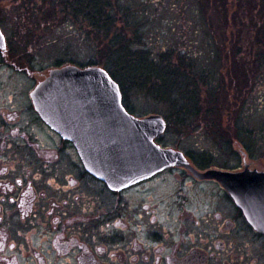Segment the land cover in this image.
Here are the masks:
<instances>
[{"label": "flooded vegetation", "instance_id": "af4514ba", "mask_svg": "<svg viewBox=\"0 0 264 264\" xmlns=\"http://www.w3.org/2000/svg\"><path fill=\"white\" fill-rule=\"evenodd\" d=\"M32 108L52 142L17 126L0 136V264H264V233L219 181L186 167L130 179L126 161L109 184ZM124 108L137 119L149 116ZM162 139L153 143L168 149ZM184 156L200 174L240 173L247 164L264 172L248 163L249 154L230 170L221 158Z\"/></svg>", "mask_w": 264, "mask_h": 264}, {"label": "rangeland", "instance_id": "374dc122", "mask_svg": "<svg viewBox=\"0 0 264 264\" xmlns=\"http://www.w3.org/2000/svg\"><path fill=\"white\" fill-rule=\"evenodd\" d=\"M21 1L0 0V29L6 37L8 48L7 53L0 54V136L4 135V128L9 130L10 126H17L21 131L33 134L42 143L51 146L52 141L46 138L36 124L30 93L50 70L72 64L82 68L91 65L92 59L99 57L97 50H105L115 36H122L131 49L149 50L154 58L163 49H189L197 54L203 50L202 42L207 44L203 37L212 40L213 46H217V34L208 31V27L203 29L197 17L195 9L199 0H112L120 8L131 7L135 18L119 16L118 34L113 28L109 38L77 21L79 19L72 15L61 13L48 16L53 11L50 0H43L49 11L44 9L35 16L29 14L28 9L18 6ZM223 3L226 1L223 0ZM205 6L201 15L208 17L209 28L217 27L219 13L215 15L213 5ZM228 9L229 13L237 12L241 19L232 32L235 39L232 34L228 36L232 46L238 45L235 53L244 61L248 70L246 85L249 86H246L243 101L248 114L246 119L258 134L264 122V4L261 0H241L239 6L234 0ZM224 67L222 56V60L212 69L215 85H221ZM126 93L127 106L137 115L159 114L169 124L161 140L163 147L184 154L206 153L221 158L227 170L236 168L239 163L242 165L241 152L235 150V153H230L219 145H213L205 130L200 127L203 122L183 126L171 116V109L155 98L132 88H127ZM19 142L9 145L20 146ZM259 149L252 154L248 163L253 168L263 170L264 142Z\"/></svg>", "mask_w": 264, "mask_h": 264}, {"label": "trees", "instance_id": "16d2710c", "mask_svg": "<svg viewBox=\"0 0 264 264\" xmlns=\"http://www.w3.org/2000/svg\"><path fill=\"white\" fill-rule=\"evenodd\" d=\"M225 1L199 0L195 9L202 28L206 30L208 27V31L217 34L216 47L212 40L203 37L207 44L202 42L203 50L197 54L189 49H163L154 58L149 50L131 49L125 39L118 35L105 50H97L99 57L92 59L90 64L101 66L120 85L126 105V89L137 90L168 106L171 116L183 126L203 122L200 127L214 146L219 145L230 153L236 150L252 156L263 145L264 122L257 134L246 119L248 114L245 112L243 98L249 86L246 85L248 70L244 61L235 53L238 45L232 46L229 37L231 34L234 37L232 32L238 27L240 15L237 12L229 13L228 8L234 0ZM236 1L235 4L240 6L241 0ZM261 2L264 4V0ZM50 3L55 13L52 11L48 16L61 13L72 15L94 31H100L106 38L110 37L113 28L118 34L119 16L135 18L131 7L120 8L112 0H50ZM205 5H213L215 15L219 13L217 27L209 28L208 17L201 15ZM18 6L28 9L32 16L48 9L43 0H22ZM208 43L211 46L208 47ZM222 56L225 65L223 79L221 85H215L212 69L222 60ZM166 119L170 122L169 117ZM207 157L200 162L211 163L213 159L216 160L214 156Z\"/></svg>", "mask_w": 264, "mask_h": 264}, {"label": "water", "instance_id": "95a60500", "mask_svg": "<svg viewBox=\"0 0 264 264\" xmlns=\"http://www.w3.org/2000/svg\"><path fill=\"white\" fill-rule=\"evenodd\" d=\"M0 52H7L3 33ZM31 99L41 119L73 141L86 169L104 182L116 183L122 177L126 161L130 163V179H143L168 167L190 168L201 178L219 181L254 229L264 233V172L252 171L246 165L240 173L216 170L197 173L183 153L161 149L153 143L155 138L165 135L163 117L140 120L129 115L122 105L120 86L105 70L76 66L51 70L36 85Z\"/></svg>", "mask_w": 264, "mask_h": 264}, {"label": "snow or ice", "instance_id": "6c2138e0", "mask_svg": "<svg viewBox=\"0 0 264 264\" xmlns=\"http://www.w3.org/2000/svg\"><path fill=\"white\" fill-rule=\"evenodd\" d=\"M0 35H2V33H0Z\"/></svg>", "mask_w": 264, "mask_h": 264}]
</instances>
